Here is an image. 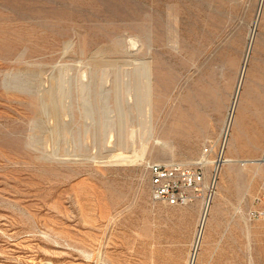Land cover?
I'll return each mask as SVG.
<instances>
[{"label":"rangeland","instance_id":"obj_1","mask_svg":"<svg viewBox=\"0 0 264 264\" xmlns=\"http://www.w3.org/2000/svg\"><path fill=\"white\" fill-rule=\"evenodd\" d=\"M209 144L207 210L154 201L149 162ZM259 196L264 0H0V264H159L165 229L264 264Z\"/></svg>","mask_w":264,"mask_h":264},{"label":"built area","instance_id":"obj_2","mask_svg":"<svg viewBox=\"0 0 264 264\" xmlns=\"http://www.w3.org/2000/svg\"><path fill=\"white\" fill-rule=\"evenodd\" d=\"M212 151L211 144L206 145L202 156L192 164L149 162L152 199L170 205H186L198 198L210 203L217 173L226 159L222 147L217 157L210 161L208 157ZM209 162L213 164L211 173ZM257 201L264 203V196L257 197ZM263 213V209L254 211L255 215Z\"/></svg>","mask_w":264,"mask_h":264},{"label":"crops","instance_id":"obj_3","mask_svg":"<svg viewBox=\"0 0 264 264\" xmlns=\"http://www.w3.org/2000/svg\"><path fill=\"white\" fill-rule=\"evenodd\" d=\"M163 238L158 241L161 248L158 251L159 264H188L191 259V239L183 233V238H177L181 235L178 229H165ZM176 232V233H171Z\"/></svg>","mask_w":264,"mask_h":264},{"label":"bare ground","instance_id":"obj_4","mask_svg":"<svg viewBox=\"0 0 264 264\" xmlns=\"http://www.w3.org/2000/svg\"><path fill=\"white\" fill-rule=\"evenodd\" d=\"M146 62V61H145ZM143 68H145V67H143ZM152 68V67H151ZM146 75L144 74V76H145V78L147 77V80H145V81H147L146 82V89H147V92H146V96H145V101H146V103H147V105L148 106H150V119L149 120H152V118H153V114H152V109H151V100H152V94H151V73H150V68H149V66H146ZM140 78V77H139ZM241 85V84H240ZM145 87V86H144ZM63 90V89H62ZM53 96V95H52ZM51 96V97H52ZM67 96V95H66ZM65 96V97H66ZM53 98V97H52ZM49 99H51L50 97H49ZM144 99V98H143ZM66 101V100H65ZM50 102H52V100L50 101ZM46 103H47V101H46ZM54 104V103H53ZM46 105V104H45ZM145 105V104H144ZM49 107V106H48ZM55 107H57L56 105L54 106V110L55 109H57V108H55ZM147 107V106H146ZM145 107V108H146ZM68 108V107H67ZM46 109H47V107H46ZM49 110V109H48ZM62 111V110H61ZM49 112V111H48ZM54 112V111H53ZM50 113V112H49ZM152 126V125H151ZM151 133V132H150ZM124 137V136H123ZM160 140V139H159ZM122 141V140H121ZM161 142V141H160ZM165 144H166V142H165ZM162 145V144H161ZM167 145V144H166ZM113 149V148H112ZM121 155V154H120ZM235 159L233 158V157H230V156H226V159H225V161H224V163H232L233 161H234ZM206 206H205V208H206V210H207V208L209 207L208 205H209V203L207 204V200H206V204H205ZM205 216H206V212H205V215H204V218H205ZM201 231V230H200ZM201 233V232H200ZM202 236H203V234H202ZM195 262H196V253L194 254L193 252H192V254H191V259H190V261H189V263L188 264H195Z\"/></svg>","mask_w":264,"mask_h":264}]
</instances>
